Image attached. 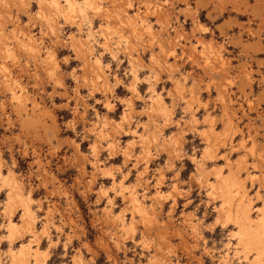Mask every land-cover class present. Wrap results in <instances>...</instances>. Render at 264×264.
Here are the masks:
<instances>
[{
	"label": "rangeland",
	"instance_id": "obj_1",
	"mask_svg": "<svg viewBox=\"0 0 264 264\" xmlns=\"http://www.w3.org/2000/svg\"><path fill=\"white\" fill-rule=\"evenodd\" d=\"M19 1L0 2V263L35 239L44 264H246L218 176L232 212L243 190L264 208V0Z\"/></svg>",
	"mask_w": 264,
	"mask_h": 264
},
{
	"label": "bare ground",
	"instance_id": "obj_2",
	"mask_svg": "<svg viewBox=\"0 0 264 264\" xmlns=\"http://www.w3.org/2000/svg\"><path fill=\"white\" fill-rule=\"evenodd\" d=\"M20 1H22V0H20ZM19 1V2H20ZM62 3V2H61ZM73 3L74 4H78L75 0H73ZM115 3V2H114ZM120 3V2H119ZM23 4H25L24 3V0H23ZM47 4V3H46ZM63 4V3H62ZM48 5V4H47ZM107 6V5H106ZM51 8V7H50ZM54 9V8H53ZM65 8H61L60 10L62 11V10H64ZM76 8H74V9H72V10H75ZM102 9H103V7H102ZM101 9V11H103ZM155 9V8H154ZM57 10V9H56ZM60 10H57V11H60ZM160 10V9H159ZM65 11V10H64ZM86 11V10H85ZM68 12H71V11H69L68 10ZM107 12V11H106ZM58 13H60V12H58ZM108 13V12H107ZM67 14V13H66ZM89 14V13H88ZM158 14V13H157ZM74 15V14H73ZM96 16V15H95ZM69 17V16H68ZM71 17V16H70ZM127 17V16H126ZM133 21H134V19H133ZM133 21H130V23L131 22H133ZM134 24H136V23H134ZM136 26H138V25H136ZM101 27V26H100ZM15 28V27H14ZM137 28V27H136ZM1 30V29H0ZM109 31V30H108ZM13 32V31H12ZM6 38V37H5ZM87 39H89V38H92V32L90 31V32H88V35H87V37H86ZM111 39H113V38H111ZM28 40V39H27ZM30 40V39H29ZM70 40V39H69ZM31 41V40H30ZM71 42H73V41H70V44H71ZM89 42V41H88ZM128 42V41H127ZM81 43L82 44H84L85 45V43L81 40ZM101 43H103V42H101ZM109 42H106V44H108ZM25 44H27L28 46H29V48H30V51L29 52H31V50H33V51H36V49H37V47L35 46V44H33V42H30V44L29 43H25ZM79 45L78 46H82V45H80V43H78ZM21 45V44H20ZM74 45V44H73ZM2 47V46H1ZM23 49H25V48H23ZM47 49V48H46ZM27 50V49H26ZM52 53V52H51ZM11 54H13V53H11ZM30 54V53H29ZM32 54V53H31ZM36 54V53H35ZM55 54V53H54ZM33 55H34V53H33ZM36 56V55H35ZM17 57V56H16ZM37 58H38V55H37ZM36 58V59H37ZM42 58V57H41ZM17 59V58H16ZM35 59V60H36ZM40 59V58H39ZM97 60V59H96ZM95 60V61H96ZM99 63H101V60L100 59H98L97 60ZM96 61V62H97ZM210 61V60H209ZM57 62V61H56ZM211 62V61H210ZM95 63V62H94ZM96 64H98V63H96ZM206 64V63H205ZM57 65V64H56ZM57 67H58V65H57ZM216 67V66H215ZM214 67V68H215ZM219 67V66H218ZM221 68V67H220ZM9 71V70H8ZM7 71V72H8ZM101 71V70H100ZM6 72V71H5ZM12 79V78H11ZM10 79V80H11ZM13 80H14V78H13ZM6 81V80H5ZM14 81H16V80H14ZM14 81L13 82H10V84H12V83H14ZM107 81V80H106ZM105 81V82H106ZM17 82V81H16ZM133 82V81H132ZM103 83V82H102ZM7 84V83H6ZM13 85V84H12ZM11 85V86H12ZM16 85V84H15ZM14 85V86H15ZM8 86V85H7ZM131 86H132V84H131ZM20 87H22V86H20ZM133 87V86H132ZM17 88H19V86H17ZM22 88H24V86L22 87ZM15 89V88H14ZM132 89V88H131ZM16 90V89H15ZM10 91V90H9ZM13 91V90H12ZM154 91V93L152 94V98H153V101L155 100V102H153L152 104L154 105L155 103H156V101L157 102H162L161 100H162V96L160 95V94H158L155 90H153ZM13 94V97L14 98H16L17 100H21V98H22V95H23V90H18V91H15V92H13L12 93ZM27 95V94H26ZM12 96V95H11ZM155 97V98H154ZM14 98H12V99H14ZM130 98V97H129ZM140 98V97H139ZM131 99V98H130ZM24 100H26L25 98H24ZM34 101V100H33ZM16 102V101H15ZM37 102V101H36ZM24 103V102H23ZM131 103V105L133 104V102H130ZM130 106V105H129ZM128 106V107H129ZM161 106V105H160ZM131 108V107H130ZM132 108H133V105H132ZM153 110H154V108H153ZM165 110V109H164ZM151 111H152V109H151ZM148 112V111H147ZM123 114V113H122ZM126 115H128L127 113H125ZM126 118H129V117H127V116H125ZM123 119V118H122ZM107 120V119H106ZM124 120H126V119H124ZM126 122H127V120H126ZM164 124V123H163ZM108 131V130H107ZM139 134V133H138ZM156 134V133H155ZM157 136V135H156ZM156 138V137H155ZM173 139V138H172ZM135 140V139H134ZM133 140V141H134ZM138 140H139V138H138ZM174 140V139H173ZM176 141V140H175ZM135 142V141H134ZM176 143V142H175ZM145 145V144H144ZM227 163V162H226ZM201 164H203V163H201ZM231 164V163H230ZM117 167V166H116ZM218 168V167H217ZM110 169V168H109ZM104 170V169H103ZM215 170H217V169H215ZM234 170V169H233ZM232 170V171H233ZM219 171V170H218ZM222 171V170H221ZM144 172V171H143ZM217 172V171H216ZM215 172V173H216ZM233 172H235V174L237 173L236 171H233ZM12 173V172H11ZM13 175V174H12ZM232 175V174H231ZM2 179H3V182H4V184L6 183L7 185H10L11 187H12V189H14L13 191V193H9V196H8V204L10 205V204H12V203H14L15 201H18V200H22V202L23 203H21L20 205H22L23 206V208H24V211H23V216H25L24 217V220L25 219H27L28 221V227L27 228H29V231H33V225H31V221L29 220L30 219V217H31V213H32V211H31V209H30V207H29V205H28V203L24 200V198H22V196L20 195V190L18 191V183H17V181L14 183V180H13V178H12V176H10V175H4V174H2ZM14 176V175H13ZM223 175H221V173H219V179L221 180V182H222V185H221V182H220V180L218 179L217 181H219L220 183H218V184H220L221 185V190L220 191H222V195L224 196V200L222 201V204H221V206H220V211H223V212H225V217H227V218H229V219H231V220H236L238 217H243V215H244V213L245 212H250L251 210H252V207H251V199H249L248 198V194L246 193V190H243L242 191V195H241V199H240V203L238 204V206L236 207V210L234 211L233 210V212H232V205H234V204H237V203H230V194L232 193L231 192V187H232V189H233V186H235V185H237V186H235L234 188H238L240 185H238V182H236V181H231V180H228V178L226 179V178H223L222 177ZM236 176H237V174H236ZM239 176V175H238ZM231 177V176H230ZM235 179V178H234ZM240 179H241V177H240ZM217 181H216V183H217ZM16 183H17V185H16ZM241 183V182H240ZM243 183H244V181H243ZM5 184V185H6ZM20 184V183H19ZM212 184H214V181H213V183H211V185ZM244 185H245V183H244ZM214 186H215V184H214ZM243 186V185H242ZM216 188H217V186H215ZM20 188V187H19ZM11 189V190H12ZM219 189V188H218ZM218 189H217V191H218ZM244 189V188H243ZM236 190H238V192H239V190L240 189H236ZM215 191V190H214ZM216 191V192H217ZM233 191H234V189H233ZM20 192V193H19ZM212 192V191H211ZM216 192H214V193H216ZM15 193V195L14 196H12L13 194ZM134 194H135V192H134ZM134 194H132L131 195V198H132V196L134 195ZM218 194V193H217ZM233 194V193H232ZM234 194H235V192H234ZM220 197V196H219ZM234 197V196H233ZM26 198V197H25ZM132 199H134V201H135V204L137 205V207L140 209V211L141 212H145V211H147V213L149 212L148 211V209L144 206V202L142 201V199H141V197L138 195V194H136L135 196H133V198ZM160 199V198H159ZM234 199V198H233ZM28 200V199H27ZM12 210V209H11ZM10 209H9V212L11 211ZM150 211H152V210H150ZM154 211V210H153ZM13 212V211H12ZM119 212V211H118ZM154 213V212H153ZM255 218V217H254ZM258 218V217H257ZM115 219V218H114ZM23 220V219H22ZM230 220V221H231ZM116 221V220H115ZM132 222V221H131ZM33 224V223H32ZM24 225H26V223L24 224ZM8 227V238L9 239H11V240H15V239H17V234L19 235V232H20V225L17 223V222H15V221H13V220H9V222H8V225H7ZM27 226V225H26ZM32 226V227H31ZM45 228V227H44ZM131 229V228H130ZM22 230V229H21ZM23 232V231H22ZM44 232H46V231H44ZM36 233V232H35ZM10 240V241H11ZM36 240L35 239H32L31 241H29V242H23L22 243V245L18 248V249H15V248H11L10 249V254H11V256H12V261L14 262V263H16L15 261H18V262H21V263H23V264H25V263H28L27 261H28V258L30 259V256H33V260L35 261L34 262V264H44L45 263V261H47V260H45L46 259V257H48L47 256V254H46V251H43L38 245L36 246V245H34L33 244V242H35ZM12 242V241H11ZM238 243H239V241H237ZM242 249V251L244 252V249L243 248H241ZM248 260H251V257L249 256L248 258H247ZM157 260V259H156ZM11 261V260H10ZM9 261V262H10ZM12 261H11V264H12ZM157 262V261H156ZM159 263V262H158ZM1 264V263H0ZM20 264V263H19Z\"/></svg>",
	"mask_w": 264,
	"mask_h": 264
},
{
	"label": "snow or ice",
	"instance_id": "obj_3",
	"mask_svg": "<svg viewBox=\"0 0 264 264\" xmlns=\"http://www.w3.org/2000/svg\"><path fill=\"white\" fill-rule=\"evenodd\" d=\"M2 2V0H0ZM46 0H40L41 6L44 5ZM48 6L57 10L61 8H67L72 10L79 7L81 9V15H84V9H91L94 14H99L101 9L96 7L92 0H83V3L78 5L74 4L73 0H47ZM127 9L133 10V3L126 5ZM39 15V13L37 14ZM63 15V13H60ZM100 23H103L101 20ZM174 55L173 53H170ZM252 156H255V148L251 150ZM261 157L264 158V151L261 152ZM258 217V218H254ZM235 224L238 231L234 233L239 243L237 244L238 254L244 255L246 264H264V208L259 211L252 209L250 212H245L243 217H238L236 220L229 221ZM243 248L244 252L239 253V249ZM252 257L248 260V257Z\"/></svg>",
	"mask_w": 264,
	"mask_h": 264
}]
</instances>
